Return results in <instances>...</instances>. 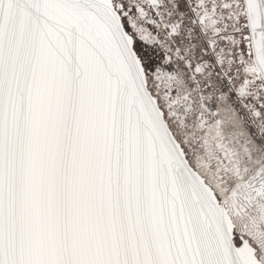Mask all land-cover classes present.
I'll use <instances>...</instances> for the list:
<instances>
[{"label":"snow or ice","instance_id":"6c2138e0","mask_svg":"<svg viewBox=\"0 0 264 264\" xmlns=\"http://www.w3.org/2000/svg\"><path fill=\"white\" fill-rule=\"evenodd\" d=\"M0 264H264V0H0Z\"/></svg>","mask_w":264,"mask_h":264}]
</instances>
